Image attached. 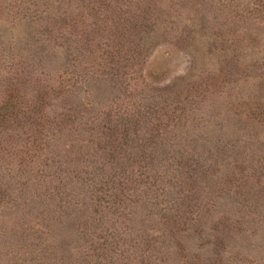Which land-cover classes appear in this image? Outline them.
Returning a JSON list of instances; mask_svg holds the SVG:
<instances>
[{
    "label": "rangeland",
    "instance_id": "1",
    "mask_svg": "<svg viewBox=\"0 0 264 264\" xmlns=\"http://www.w3.org/2000/svg\"><path fill=\"white\" fill-rule=\"evenodd\" d=\"M120 3V16L135 11L133 2ZM58 6L66 14L55 19ZM139 6L147 27L133 31L113 27L120 16L108 1L0 0V102L12 93L30 109L4 133L26 150L32 123L64 115L67 135L51 150L80 161L66 173L71 182L76 168L94 162L102 167L97 188L127 192L131 244L149 236L146 247L152 245L150 228H162L160 204L198 213L204 223L161 244L165 264H264V115L252 104L259 90L264 94V21L231 24L212 0ZM57 29L67 39L54 58ZM102 147L118 151L108 159ZM148 163L153 187L145 195ZM53 172L55 180L63 176ZM29 177L19 181L28 196L44 190L29 188ZM164 182L171 186L162 191ZM72 234L73 228L56 235L61 250L73 246Z\"/></svg>",
    "mask_w": 264,
    "mask_h": 264
},
{
    "label": "trees",
    "instance_id": "2",
    "mask_svg": "<svg viewBox=\"0 0 264 264\" xmlns=\"http://www.w3.org/2000/svg\"><path fill=\"white\" fill-rule=\"evenodd\" d=\"M98 1H108V6L114 7L113 14L120 16L116 12L121 11L119 9L122 5L121 0ZM142 1L129 0L127 5L133 2L136 6L135 11L116 18L118 22L111 21L113 27L119 29L124 27V24H128L129 29L133 31L147 27L146 24L139 22L146 10L139 6ZM212 1L216 3L219 11H223L226 20L231 24L245 23L246 26L253 20L264 21V0ZM92 11H95L94 7ZM65 14L66 11L60 6L54 8L55 19ZM53 22L56 24L55 20ZM105 25L106 22L98 24L97 27H105ZM93 27L92 25L91 29ZM63 29L64 27L62 31ZM66 39L63 32L57 29L51 38L54 58L56 52L63 49ZM111 43L114 41L107 42L106 46L109 44L112 46ZM65 50H68V46ZM261 92L259 90L257 96L252 97L256 99L252 104L258 110V115H264V94ZM258 100L263 104L258 103ZM19 101L21 100L11 93L0 102V264H93L88 257L98 258L103 264H165L161 259L164 257L161 244L180 241L183 234H188L186 231L190 232L192 227L196 228L201 222L204 223L198 213L192 212L190 216H185L180 214L178 209H173L168 201L160 204L159 218L162 228H150L151 236L154 237L152 245L146 247V244L152 241L149 236L146 243L136 240L141 246L136 245L137 243H129L132 233L124 230L126 227L124 221L129 215V206L126 202L130 204L133 202L127 192L121 189L120 193H113L109 192V189L97 188L96 180L102 175V167L94 162L89 165V169L76 168V179L71 182L66 173L72 171L80 161L77 160L72 164V160L62 157L59 149L51 150L57 142L63 144L67 135L64 115L56 114L46 123H42L40 119L32 123L25 135L26 150L15 148L13 139L17 136L9 134L7 137L4 132L5 128L9 127L10 121L30 110L28 107L21 108L18 105ZM260 106L262 110H259ZM252 114L256 116V113ZM102 149L107 151L108 159L112 157L113 152L118 151L116 148L102 147ZM49 152H51L50 156ZM47 157L55 161L53 160L49 165L45 162ZM37 161L40 163L36 165ZM149 165L150 163L144 167L146 183L142 184V189L145 195L153 187L148 180L149 177L152 179L154 176L152 174L148 176ZM33 168L36 171L34 176L31 174ZM54 168L63 175L57 180H55L56 172L50 173ZM151 169L149 168V172ZM137 174L140 177L142 172L137 171ZM25 176H30L34 183L29 188L34 186L36 189H41L45 186L44 190H35L37 192L28 196L29 190H25L19 183ZM47 185L52 187V191L48 190ZM163 186L162 191L165 188L168 190L171 184L164 182ZM100 194L104 196H99ZM22 196L25 200H22ZM5 222L8 225L12 224L10 228L4 225ZM72 228L73 246L68 248L62 245L63 250H61L54 239L57 234ZM199 232L196 234L197 239L202 238V232ZM35 239H41L42 243H35ZM177 244L174 248L182 250ZM65 258L67 260H64Z\"/></svg>",
    "mask_w": 264,
    "mask_h": 264
}]
</instances>
